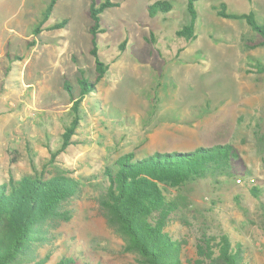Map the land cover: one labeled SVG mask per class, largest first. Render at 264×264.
<instances>
[{"label": "rangeland", "instance_id": "1", "mask_svg": "<svg viewBox=\"0 0 264 264\" xmlns=\"http://www.w3.org/2000/svg\"><path fill=\"white\" fill-rule=\"evenodd\" d=\"M104 1L57 0L39 24L51 0H0V181L10 171L18 177L42 170L60 148L74 116L65 80L78 87L83 71H91L96 81L89 9ZM113 1L117 5L101 14L104 31L97 34L98 55L109 67L82 102L86 115L72 136L77 143L58 154L56 163L88 177L126 153L142 157L234 143L250 178L202 181L181 197L189 211H200V221L210 219L215 232L242 240L251 264H264L260 201L248 188L264 186V165L251 143L256 123L264 119V75L250 66L251 58L264 61V47L248 48L244 39L261 41L250 26L212 8L224 2L230 12H253L264 22V0H199L196 36L190 39L177 34L190 22L187 0ZM157 1L170 2L172 9L152 16L149 7ZM63 21V28H51ZM85 187L84 197L73 203L72 219L53 226L52 240L39 249L45 256L54 248L47 264L80 249L104 264H140L100 208L99 187ZM171 229L184 239V260L195 257L196 232Z\"/></svg>", "mask_w": 264, "mask_h": 264}, {"label": "trees", "instance_id": "2", "mask_svg": "<svg viewBox=\"0 0 264 264\" xmlns=\"http://www.w3.org/2000/svg\"><path fill=\"white\" fill-rule=\"evenodd\" d=\"M190 22L177 34L187 39L194 38L197 20L195 3L187 0ZM57 0H51L39 24L51 16ZM113 0H105L99 6L92 2L89 13L94 23L89 31L92 35V54L96 60V81L83 71L78 78V87L65 80L64 89L69 92L73 119L62 134L60 148L52 154L42 170L14 175L0 181V264H47L54 251L50 249L42 256L39 249L52 240L51 228L61 221L72 219L76 211L73 203L84 197L87 185L99 187L97 202L108 217V221L127 240L126 250L138 255L140 264H251L247 258L248 246L235 239L229 232H215L210 219L200 221V211H189L181 194L190 185L210 180L221 184L224 180L249 179L241 151L234 143L199 146L187 152H154L138 157L134 152L126 153L106 166L103 172L88 177H76L73 172L56 163V157L71 144L75 131L86 115L82 108L85 97L106 74L108 65L101 62L97 52V34L101 14L116 6ZM216 13L227 19L243 20L258 35L260 42L246 38L248 48L264 47V22L253 12H230L226 3L212 6ZM172 4L157 1L149 7L150 14L168 12ZM65 26V21L54 24L52 29ZM39 26L34 36L41 32ZM36 41L28 45L34 46ZM124 48V45L122 46ZM250 66L256 74L264 75V61L251 58ZM92 74V73H91ZM253 141L264 165V119H259L253 130ZM12 162H16L13 158ZM51 165L52 171L46 168ZM254 180V179H252ZM250 193L260 201L259 226L264 231V186L248 185ZM240 196L237 200L241 203ZM185 226L196 232V256L183 258L184 239L171 228ZM73 244V242H71ZM80 249L78 253L63 256L52 264H104L101 259L88 255ZM96 260V261H95Z\"/></svg>", "mask_w": 264, "mask_h": 264}]
</instances>
